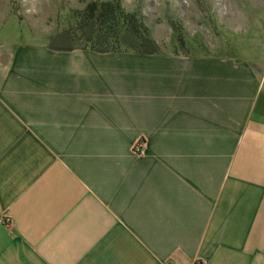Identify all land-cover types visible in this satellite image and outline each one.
<instances>
[{"label": "crops", "instance_id": "obj_1", "mask_svg": "<svg viewBox=\"0 0 264 264\" xmlns=\"http://www.w3.org/2000/svg\"><path fill=\"white\" fill-rule=\"evenodd\" d=\"M257 5L201 56L0 37V264H264Z\"/></svg>", "mask_w": 264, "mask_h": 264}, {"label": "rangeland", "instance_id": "obj_2", "mask_svg": "<svg viewBox=\"0 0 264 264\" xmlns=\"http://www.w3.org/2000/svg\"><path fill=\"white\" fill-rule=\"evenodd\" d=\"M116 0H0V37L43 45L65 30L78 38L77 21L91 2ZM126 14L141 16L160 52L201 56L218 36H249L255 3L264 0H117ZM223 38V37H222ZM75 46L82 47L76 39Z\"/></svg>", "mask_w": 264, "mask_h": 264}, {"label": "trees", "instance_id": "obj_3", "mask_svg": "<svg viewBox=\"0 0 264 264\" xmlns=\"http://www.w3.org/2000/svg\"><path fill=\"white\" fill-rule=\"evenodd\" d=\"M78 38L71 30L53 36L48 49L54 52L89 50L98 54L134 52L141 55H157L159 47L149 36L140 15L126 14L119 3H89L77 21ZM76 39L82 43L75 46Z\"/></svg>", "mask_w": 264, "mask_h": 264}, {"label": "built area", "instance_id": "obj_4", "mask_svg": "<svg viewBox=\"0 0 264 264\" xmlns=\"http://www.w3.org/2000/svg\"><path fill=\"white\" fill-rule=\"evenodd\" d=\"M133 152L137 155V156H144L147 153V144L146 142L141 139L139 140V142H137V144L135 145ZM5 222L3 220H0V224H4Z\"/></svg>", "mask_w": 264, "mask_h": 264}]
</instances>
